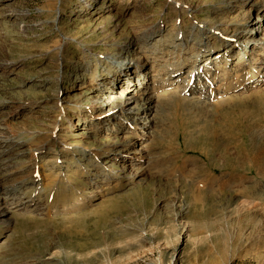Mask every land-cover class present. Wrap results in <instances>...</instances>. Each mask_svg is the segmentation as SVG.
<instances>
[{
  "label": "rangeland",
  "instance_id": "obj_1",
  "mask_svg": "<svg viewBox=\"0 0 264 264\" xmlns=\"http://www.w3.org/2000/svg\"><path fill=\"white\" fill-rule=\"evenodd\" d=\"M86 1L0 0V264H264V180L245 170L264 157V45L233 38L242 0ZM149 29L161 59L101 88L108 51ZM184 35L193 52L235 44L169 84L160 66Z\"/></svg>",
  "mask_w": 264,
  "mask_h": 264
},
{
  "label": "bare ground",
  "instance_id": "obj_2",
  "mask_svg": "<svg viewBox=\"0 0 264 264\" xmlns=\"http://www.w3.org/2000/svg\"><path fill=\"white\" fill-rule=\"evenodd\" d=\"M94 2V0H93ZM92 2V0H87L86 1V5H83V7L81 8L82 11L85 12V14L90 13V11L95 7L94 3ZM257 1L256 0H242L239 4L237 5H233L236 8L232 9L233 11L237 12V14L234 16V21L237 23V28H235L232 32L234 35L233 38L235 37L236 40H238L237 44L240 45L238 46V48L240 47V49H242L243 51L246 50V48L253 46V54L256 53L255 49L259 46L262 47L264 45V37L262 38H257L258 34L261 32L262 30V26L264 24V4L260 5L258 7L259 11H257L256 13L252 14L249 13L247 16L244 15V9L245 7H248L249 10H252V8H254L256 6ZM232 6V5H231ZM98 9L101 7H97ZM263 12V14H262ZM8 15H14V13L12 12H8ZM16 18H21L23 17L25 14L24 12H19L17 14ZM157 30H150L149 32L144 35H134L132 38H130L129 40H126L128 36H126L125 40H123V42L121 44H119V47L114 49L113 52L108 51L109 53H107L108 57V61H109V68L107 69V71L105 72V76H104V81H103V86L101 88H106L105 83H109L111 81H113L114 79H120L121 75H125L126 79H128L127 81H129L132 77H136V81H140L145 77V73L143 71V67L148 64L150 66V59L153 58L154 60L156 59H161L159 58L160 56H156L154 49L156 47L155 43H152V41H150V39H153L154 34H156ZM159 32V30H158ZM191 35H184V37L179 40L178 37H173L172 41L170 42L171 46L170 48H168V52L166 53V55L172 54L174 55V57L177 59L175 61H170V62H165V65H161L160 68L163 66L165 67V73L168 75L165 78L169 80V84L172 83V80H175L179 75H180V71L182 70V65H183V61L184 63H186V60L190 57H192V65L189 69V72H192L193 69H195V71L197 72V78L199 79L202 75H201V71H204L203 68L206 67V65H209V63H213L215 61H218V59L220 58L221 55H223L222 53H225L226 51H224V49H230L232 47H234V41L233 39H228L230 37H228L226 39H221L222 41V48L221 46L217 45V46H209L208 47V43H203L201 45V47H203V50L197 51V52H193L194 50H196V47H193L189 42H188V37H190ZM206 37H210L209 35H207ZM155 40V39H154ZM199 40H203L202 38ZM235 40V39H234ZM183 41V42H182ZM191 42V41H190ZM195 43V42H194ZM189 44L191 46H189ZM134 46H136L137 48H134ZM155 46V47H153ZM199 47V48H201ZM190 48H193L192 53L190 54V56H184L186 53L190 52ZM146 52L147 53L144 55L143 59H140L138 61H136L138 58L137 53L138 52ZM233 54L229 59L230 60H235L237 58L240 57V54H238L239 52L233 51ZM257 54H260V52ZM109 55V56H108ZM131 56V58H130ZM104 57V58H106ZM178 59H181L178 60ZM259 58L254 57V60H257ZM183 60V61H182ZM132 61V62H131ZM136 62V63H135ZM196 66V67H195ZM195 67V68H194ZM210 68V67H208ZM85 69H89L87 67H85ZM255 70L256 72H262L264 70V60L261 61V63L258 66H255ZM205 74H208L209 72L206 73V71L204 72ZM261 73V74H262ZM171 79V80H170ZM165 84V83H164ZM134 85V84H133ZM201 88V87H200ZM114 89V87L112 88V90ZM202 89V88H201ZM108 99H113V96H108ZM123 102L125 103V105L127 107H124V112L125 115L128 114L129 112H132L136 109V104L138 103V99H133L132 95H129L125 98H123ZM133 103L132 105L130 103ZM99 104L96 105V108H100L102 109L104 106H106V103H104V100L101 99L99 102ZM122 108V107H121ZM109 121L107 124L102 125V127L99 129L102 132H108V131H116V124H117V120H113L112 116L108 117ZM133 119H136L137 122L139 121V124L141 125V127L143 126L144 123H148V125L146 124V126H143L142 128L146 129L147 127H149L150 122L147 120L148 116H146L145 114H141V115H134ZM146 120V121H145ZM98 121V120H95ZM145 121V122H144ZM77 125L80 124V119H78V122L76 123ZM80 126H82V123L80 124ZM132 147V146H131ZM131 147L129 146V151L127 153V156H122V160L126 161L128 158H133V156H131L130 153V149ZM118 151V150H117ZM121 150L118 151V153H120ZM97 155H99V152H94ZM264 157H262L261 155H257L255 156L252 161L250 162V166L247 167V169L250 172L255 173V175L257 176V179L259 181H263L264 180ZM124 163V162H123ZM129 173L136 175L137 172L136 170L129 171ZM255 186H251L250 187V194L251 196H253V198H257L260 197V195L258 196L257 193L255 192ZM11 189H9V191H7L8 194H11ZM0 223H3L4 225H7L10 220L6 218L5 214L7 211V200L6 198L4 199L3 197L0 196ZM17 205L19 206L20 203L18 202ZM258 221L256 222V224H258V228H259V224H260V219L257 218ZM264 229V228H263Z\"/></svg>",
  "mask_w": 264,
  "mask_h": 264
}]
</instances>
